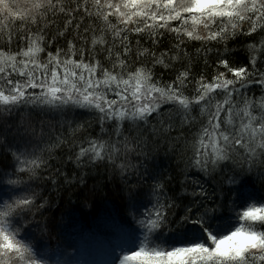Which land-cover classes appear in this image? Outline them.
Listing matches in <instances>:
<instances>
[{"label":"snow or ice","instance_id":"6c2138e0","mask_svg":"<svg viewBox=\"0 0 264 264\" xmlns=\"http://www.w3.org/2000/svg\"><path fill=\"white\" fill-rule=\"evenodd\" d=\"M0 264H264V0H0Z\"/></svg>","mask_w":264,"mask_h":264},{"label":"trees","instance_id":"16d2710c","mask_svg":"<svg viewBox=\"0 0 264 264\" xmlns=\"http://www.w3.org/2000/svg\"><path fill=\"white\" fill-rule=\"evenodd\" d=\"M91 183V181L89 182ZM105 193L112 198L114 201L116 200V194L114 191H109L108 189H105ZM105 193H102L101 195H104ZM65 205L69 208H71L72 210H74V213L76 215L77 218H81L82 216H87L88 221H91V216L88 215L89 210L83 208L80 199H78L77 197H73L72 198V202L69 204L67 199H65ZM102 203H101V207H102Z\"/></svg>","mask_w":264,"mask_h":264}]
</instances>
